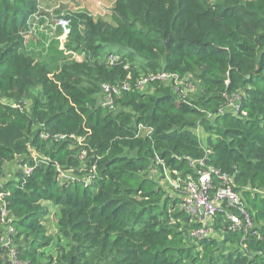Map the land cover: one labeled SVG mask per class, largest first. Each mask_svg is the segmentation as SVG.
Segmentation results:
<instances>
[{
	"label": "trees",
	"instance_id": "16d2710c",
	"mask_svg": "<svg viewBox=\"0 0 264 264\" xmlns=\"http://www.w3.org/2000/svg\"><path fill=\"white\" fill-rule=\"evenodd\" d=\"M48 1L62 2L0 0V213L15 228L19 261L264 264V0H116L108 20L57 9L55 22L70 20L71 33L41 60L27 47L52 16L40 9ZM163 71L188 77L187 95L160 81L136 89ZM129 74L133 90L116 109L97 106L102 84ZM233 93L239 115L223 108ZM155 153L171 170L193 173L190 160H205L232 177L257 235L219 217L215 235L195 241L199 224L150 176ZM7 163L17 171L6 179ZM8 225L0 220V238ZM10 252L0 243V264H12Z\"/></svg>",
	"mask_w": 264,
	"mask_h": 264
},
{
	"label": "built area",
	"instance_id": "2783aa9c",
	"mask_svg": "<svg viewBox=\"0 0 264 264\" xmlns=\"http://www.w3.org/2000/svg\"><path fill=\"white\" fill-rule=\"evenodd\" d=\"M56 26L61 29V36L65 42L71 33V21L59 18ZM73 55L75 56V54ZM106 61L113 65L117 61V57L114 54H110ZM188 80V77H181L179 74L163 71L142 77L136 82L135 86L136 89H144L150 83L160 81L170 86L174 93L182 98L187 95V93L183 92V86ZM133 87L130 74L117 84L103 83L101 96L98 98L103 100L97 101V106L115 110L116 106L114 103L125 93L133 90ZM192 88L195 89V85ZM224 99L226 100L223 106L225 111H232L234 115H239L241 112V96L238 93L225 94ZM24 110L21 109L20 111ZM142 128L143 126L140 127L139 135ZM74 138V135L56 134V136L48 140L55 142ZM81 158H84V154L81 155ZM189 167L195 172L185 173L180 170H171L164 159L158 153H155L153 164L150 167V176L160 182L170 198L174 201H179V207L191 216L194 220L193 222L199 224V227L191 232V236L194 237L195 241L213 237L215 235H212L215 221L219 217H222L221 225L223 227H228L233 231H244L246 235L254 233L253 230L256 225L250 211L247 210V206L243 202L242 194L235 190L234 179L228 174L214 169L205 160H190ZM24 170L30 174L33 169L25 167ZM61 176L65 178L66 175L62 172ZM2 194L0 193V199H2ZM260 194L264 196V191L260 192ZM0 220L5 222V213H0ZM212 231L213 233H211ZM14 233L11 237L8 233L0 238V243L11 249L9 255L12 264H23L17 258L16 251L12 247Z\"/></svg>",
	"mask_w": 264,
	"mask_h": 264
},
{
	"label": "rangeland",
	"instance_id": "374dc122",
	"mask_svg": "<svg viewBox=\"0 0 264 264\" xmlns=\"http://www.w3.org/2000/svg\"><path fill=\"white\" fill-rule=\"evenodd\" d=\"M62 1L59 4L55 5L54 1H48L45 2L44 5L40 7L42 11H45L46 13H50L52 16L51 18L48 16L46 20L41 23L37 24L38 26L30 35L32 38L31 41L28 43L27 52L31 55L36 56L38 59L41 60H50L51 54L48 52V49L53 42V40H59L61 42L60 45L61 49H64V41L63 37L59 36L57 37V26L55 22V17H53V14L57 9L63 10L64 12H84L89 13L92 15L95 19L97 18H103V19H110V13L114 7L116 0H59ZM55 19V20H54ZM195 80V79H194ZM196 81V80H195ZM197 85L200 83L197 82ZM148 129L141 130L140 135L141 136H147ZM17 165L13 163H7L4 167V174L5 178L7 177H13L16 170ZM59 179L62 182L63 176L59 177ZM48 204V203H44ZM56 217H55V210H51L50 214L46 217L44 220V223L48 229V234H54L56 233ZM213 233V231L211 232ZM215 234V231L212 235Z\"/></svg>",
	"mask_w": 264,
	"mask_h": 264
},
{
	"label": "bare ground",
	"instance_id": "6f19581e",
	"mask_svg": "<svg viewBox=\"0 0 264 264\" xmlns=\"http://www.w3.org/2000/svg\"><path fill=\"white\" fill-rule=\"evenodd\" d=\"M62 45H63V43H62ZM183 92L187 93V91H184V90H183ZM101 100H103V99H101ZM101 100H100V101H101ZM100 101H99V102H100ZM114 105L116 106V102L114 103ZM12 106H13L14 108H18V107H19V105H17V104H13ZM43 137H44L45 139H48V138H50V135H49V134H45ZM56 142H59V141H56ZM27 174H28V172H27ZM2 213H5V215H6V220H5V222L1 221V225H8V224H10V218L8 217V213H7V211L4 210ZM13 232H15V228L12 227L11 225H8V233H9V234H12ZM253 235H257V232H254Z\"/></svg>",
	"mask_w": 264,
	"mask_h": 264
},
{
	"label": "clouds",
	"instance_id": "9594fccd",
	"mask_svg": "<svg viewBox=\"0 0 264 264\" xmlns=\"http://www.w3.org/2000/svg\"><path fill=\"white\" fill-rule=\"evenodd\" d=\"M77 57H79L78 60H82V57H81V56H77ZM41 127H43V126H41ZM75 138H76V137H75ZM75 138H74V139H75ZM68 140H72V139H68ZM68 140H64L63 142L68 141ZM49 141H51V140H49ZM51 142H52V141H51ZM81 143L83 144V142H81ZM82 144H81V145H82Z\"/></svg>",
	"mask_w": 264,
	"mask_h": 264
},
{
	"label": "water",
	"instance_id": "95a60500",
	"mask_svg": "<svg viewBox=\"0 0 264 264\" xmlns=\"http://www.w3.org/2000/svg\"><path fill=\"white\" fill-rule=\"evenodd\" d=\"M171 38H172V37H171ZM170 40H171V39H170ZM170 40H168V41L166 42V45H167V46H168ZM34 154H36V152H34Z\"/></svg>",
	"mask_w": 264,
	"mask_h": 264
},
{
	"label": "crops",
	"instance_id": "0c3cea01",
	"mask_svg": "<svg viewBox=\"0 0 264 264\" xmlns=\"http://www.w3.org/2000/svg\"><path fill=\"white\" fill-rule=\"evenodd\" d=\"M62 46V45H61Z\"/></svg>",
	"mask_w": 264,
	"mask_h": 264
}]
</instances>
